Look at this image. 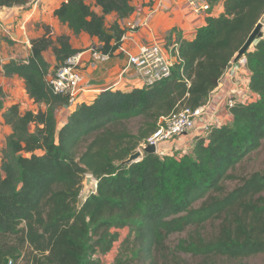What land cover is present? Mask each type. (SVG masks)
<instances>
[{"label": "trees", "instance_id": "1", "mask_svg": "<svg viewBox=\"0 0 264 264\" xmlns=\"http://www.w3.org/2000/svg\"><path fill=\"white\" fill-rule=\"evenodd\" d=\"M34 1L0 0V7ZM93 1L101 13L87 0H66L54 16L74 34L98 38V50L112 56L127 28L118 20L108 26L107 15L130 16L134 0ZM263 17L264 0H224V13L208 17L195 39L179 40L181 61L168 78L102 91L61 126L57 110L69 105V96L56 93L50 79L80 52L70 36L53 37L47 29L31 40L29 58L3 64L4 74L21 77L40 107L13 104L3 112L12 133L0 153V264H103L116 246L110 264H186L183 254L219 264L264 254V171L232 190L224 187L263 145L264 36L245 55L256 98L230 108L231 123L213 126L182 156L144 153L124 164L162 117L206 102ZM49 49L54 65L44 56ZM138 118L133 132L130 122ZM88 175L97 186L80 204ZM210 222H218L211 235L205 232ZM184 232L172 247L171 237Z\"/></svg>", "mask_w": 264, "mask_h": 264}, {"label": "crops", "instance_id": "2", "mask_svg": "<svg viewBox=\"0 0 264 264\" xmlns=\"http://www.w3.org/2000/svg\"><path fill=\"white\" fill-rule=\"evenodd\" d=\"M66 0H35L32 4L18 7H0V123L6 128V137L12 133L11 126L5 123L3 112L13 104H19L22 110L37 111L39 104L29 97L24 80L18 75L6 76L2 65L11 60H26L32 54L31 40L42 36L49 29L53 37L61 34L70 36L71 44L80 51H86L81 64L85 81L90 85L82 93L80 102H91L99 93L107 89L129 91L139 87L137 74L129 63V58L135 54L142 44L160 43L176 45L179 40L195 39L198 29L207 23L208 17H218L224 13V0H212V13H193L186 0H134L135 11L124 19L118 14L107 15L108 26L119 21L127 32L123 36L122 46L105 61L96 60L92 50L101 46L98 38H92L86 33L74 34L67 25L62 24L54 11ZM92 3L94 9L101 13V7ZM45 59L52 65L56 64L51 49L44 53ZM250 72L246 65L238 61L232 62L218 87L210 94L204 106V113L199 120V128L208 121L215 126L229 124L233 121L230 109L222 102L236 97L242 102L245 97L256 98L248 87ZM140 88V87H139ZM65 106L57 110L59 125H63L69 115L77 108ZM197 133V132H196ZM1 134V133H0ZM194 132L165 142L161 146L162 155H179L195 138ZM6 146V142L4 147ZM117 248L102 257L103 264H110Z\"/></svg>", "mask_w": 264, "mask_h": 264}, {"label": "built area", "instance_id": "3", "mask_svg": "<svg viewBox=\"0 0 264 264\" xmlns=\"http://www.w3.org/2000/svg\"><path fill=\"white\" fill-rule=\"evenodd\" d=\"M193 13H212V0H186ZM93 57L99 61H105L109 58L108 54L92 50ZM86 51H80L70 56L66 62L61 65L55 75L50 79V83L56 93L69 96V106L79 105L82 93L90 86L85 81V76L81 69ZM181 61L179 54V43L176 45H162L160 43L142 44L135 54L129 58L131 67L137 74L139 87L143 88L168 78L172 74L173 67ZM239 63L246 65L247 58L243 56ZM254 100L251 96L245 97L243 103ZM229 109L238 103L236 97L227 98L222 102ZM205 104V103H204ZM204 104L193 110L191 108H182L173 112L169 116L162 117L157 129L150 135L138 148L143 151L149 144L157 148V153L162 155L161 146L163 143L171 141L177 137L194 132L195 138L185 149L181 150L177 156L189 153L197 137H207L212 127L215 126L208 121L199 128V118L207 113ZM197 132V133H196ZM9 264H12L10 261Z\"/></svg>", "mask_w": 264, "mask_h": 264}, {"label": "rangeland", "instance_id": "4", "mask_svg": "<svg viewBox=\"0 0 264 264\" xmlns=\"http://www.w3.org/2000/svg\"><path fill=\"white\" fill-rule=\"evenodd\" d=\"M264 25V17L260 21ZM263 33H264V26H263ZM256 44V43H255ZM255 44L251 47V49L254 48ZM239 62V61H238ZM140 119H134L130 122V128L132 129L133 132H137L139 124H140ZM0 153L2 149L4 148L5 145V137H6V128L5 126L0 123ZM257 171H264V141L263 145L256 151L252 152L249 154L233 171V176L234 178H230L224 182V187L227 190H232L235 188L241 181L243 177L249 176L253 174L254 172ZM96 188V181L93 178V184L90 187L86 186V181L84 182V187L81 191L80 198H79V203L82 204L87 196ZM198 204V203H197ZM218 222L213 223L210 222L206 225L205 232L206 234L211 235L214 231L215 228L217 227ZM120 233L122 235V238H125V236L128 233V229H122L120 230ZM187 235V232L184 233H177L174 234L171 237V246L174 247L178 241L185 237ZM118 244V242H117ZM117 246L115 247V249ZM182 259H186L187 262L186 264H202L205 261L200 259V258H193L190 257L189 255L183 254L181 255ZM183 262V261H181ZM219 264H264V254H260L258 256L251 257L249 259L243 260V261H230V260H219ZM185 264V263H184Z\"/></svg>", "mask_w": 264, "mask_h": 264}, {"label": "water", "instance_id": "5", "mask_svg": "<svg viewBox=\"0 0 264 264\" xmlns=\"http://www.w3.org/2000/svg\"><path fill=\"white\" fill-rule=\"evenodd\" d=\"M263 26L264 25L261 22H259L255 26V28L253 29V31L251 32V34L247 38L245 44L242 46L239 53L237 54L235 61H238L240 58L245 56L249 52L251 47L257 42V40L264 36ZM144 153H149V154L157 153V148L155 145L149 144L147 147L144 148L143 151L137 150L133 154H131L130 157L124 161V164H130L133 162L140 161ZM85 181H86V186L90 187L93 184V176L88 175L86 177ZM96 186H97V184H96Z\"/></svg>", "mask_w": 264, "mask_h": 264}]
</instances>
